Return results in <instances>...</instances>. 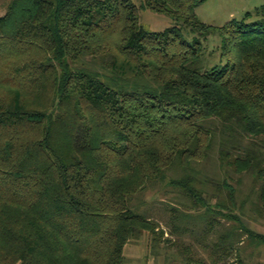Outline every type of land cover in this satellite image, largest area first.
Instances as JSON below:
<instances>
[{"label":"trees","instance_id":"1","mask_svg":"<svg viewBox=\"0 0 264 264\" xmlns=\"http://www.w3.org/2000/svg\"><path fill=\"white\" fill-rule=\"evenodd\" d=\"M204 1L144 0L175 21L150 31L132 0H11L0 15V207L25 221L0 220V251L18 244L22 264H124L125 243L147 230L157 252L164 230L130 202L169 171L208 228L235 221L218 245L264 244L238 213L250 201L264 216V19L214 26L196 12ZM213 32L228 62L200 70ZM217 137L221 164L252 179L239 206L236 185L193 164Z\"/></svg>","mask_w":264,"mask_h":264},{"label":"rangeland","instance_id":"2","mask_svg":"<svg viewBox=\"0 0 264 264\" xmlns=\"http://www.w3.org/2000/svg\"><path fill=\"white\" fill-rule=\"evenodd\" d=\"M132 1L139 7L141 24L147 30L162 31L175 24L172 17L145 7L144 0ZM10 2L11 0H0V15L6 13ZM263 5L264 0H206L196 7V12L205 23L224 26L232 20L246 18L248 13H251L247 18L248 21L264 19L261 10L257 12ZM183 31L185 37L190 41L197 37V34L187 27H183ZM202 41L204 50L197 63L200 70H209L214 66L220 67L228 62L227 58L222 55V36L218 32L210 33ZM6 90L4 86H0V94L1 91L6 92ZM11 94L14 96L15 92L11 91ZM218 139L219 137L216 138L213 150L209 152L208 157L193 164L200 176L208 174L211 179L221 182L227 178L236 185L239 206L242 198L251 190L252 179L247 173L241 174L231 166L221 164ZM171 175L172 172L169 171V177L163 182L148 185L143 191L132 195L130 206L133 210L145 213L157 220L160 223L157 232L160 233V230L163 229L164 234L161 236L157 252L152 251L154 242L150 231L143 230L141 234L132 237L124 245V264H198L197 260L199 259L204 260L207 264H264V244L251 246L247 241L236 242L235 246H229L228 249L218 245L220 234L235 221L218 216L213 226L208 228L206 221L200 218L205 214V208L192 207L187 210L179 203L180 196L183 195L180 194L178 188L169 183ZM177 175L174 174V176ZM208 185L205 189L207 191L205 197L211 198V200L213 198L214 201L218 200L217 192L214 194V186ZM251 197L254 198V195ZM174 207H177L179 213L185 211L190 217L185 219L181 215L179 219H175L174 214L177 212L173 210ZM21 212L22 209L18 207H0V220L4 224L7 222L13 227L22 229L21 223H24L25 220H23ZM238 213L242 214V220L248 227L264 234V216L254 212L250 201L246 202L245 207L238 210ZM178 223L182 226L187 225L181 230V236L177 232L178 228L175 227ZM17 246L19 245L11 243L3 247L0 251V264H22Z\"/></svg>","mask_w":264,"mask_h":264}]
</instances>
